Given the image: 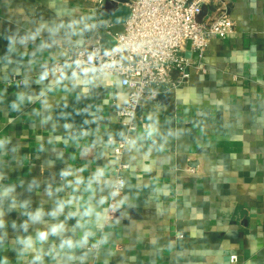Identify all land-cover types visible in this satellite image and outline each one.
I'll return each mask as SVG.
<instances>
[{
    "label": "crops",
    "instance_id": "obj_1",
    "mask_svg": "<svg viewBox=\"0 0 264 264\" xmlns=\"http://www.w3.org/2000/svg\"><path fill=\"white\" fill-rule=\"evenodd\" d=\"M228 13L205 74L147 91L114 193L129 89L52 69L125 13L0 0V264H264V0Z\"/></svg>",
    "mask_w": 264,
    "mask_h": 264
},
{
    "label": "built area",
    "instance_id": "obj_2",
    "mask_svg": "<svg viewBox=\"0 0 264 264\" xmlns=\"http://www.w3.org/2000/svg\"><path fill=\"white\" fill-rule=\"evenodd\" d=\"M94 3L98 13H103L105 0H88ZM229 0H128L124 5L129 16L123 31L114 34L115 45L102 52L99 42L103 33H110L113 23L98 20L100 34L91 43L71 49L67 56L54 64L58 75H77L85 68L98 74L117 76L120 84L129 89L126 103L117 111L126 134L114 141L113 153L119 161V174L114 180V193L124 187L123 172L127 165L120 162L123 151L136 129L139 107L148 88L162 84L164 89L182 86L193 71L205 74L206 50L213 38H226L234 33L235 24L228 13ZM212 3L215 10L208 9L201 21L197 17L203 4ZM190 41V53L198 58L186 57V44ZM177 76L173 77V73ZM15 79H13L14 81ZM110 208L114 205L109 204ZM231 256V263H237Z\"/></svg>",
    "mask_w": 264,
    "mask_h": 264
},
{
    "label": "water",
    "instance_id": "obj_3",
    "mask_svg": "<svg viewBox=\"0 0 264 264\" xmlns=\"http://www.w3.org/2000/svg\"><path fill=\"white\" fill-rule=\"evenodd\" d=\"M128 0H105L102 10L105 14L115 16V15H121L122 13H125L124 17L125 19L128 18L129 16V10L128 8L124 5L127 3ZM215 6L212 3L209 4H203L202 5V11L200 15L197 17V21H201L202 18L207 14V10H215ZM125 19H113V26L110 28V33H103L102 37L100 39L99 45L102 50V52H108L114 45H115V40H114V34L116 33H121L123 31V23ZM190 41L187 42L186 44V52L185 56L186 57H192L193 59L198 58L197 53H190ZM177 76V72L173 73V77ZM151 90H157V91H163L164 86L162 84H156L152 85L151 87L148 88V91ZM190 165H195V163H191Z\"/></svg>",
    "mask_w": 264,
    "mask_h": 264
}]
</instances>
